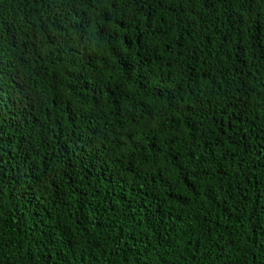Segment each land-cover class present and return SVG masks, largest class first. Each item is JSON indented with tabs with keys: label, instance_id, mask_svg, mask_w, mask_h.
<instances>
[{
	"label": "trees",
	"instance_id": "trees-1",
	"mask_svg": "<svg viewBox=\"0 0 264 264\" xmlns=\"http://www.w3.org/2000/svg\"><path fill=\"white\" fill-rule=\"evenodd\" d=\"M0 264H264V0H0Z\"/></svg>",
	"mask_w": 264,
	"mask_h": 264
}]
</instances>
